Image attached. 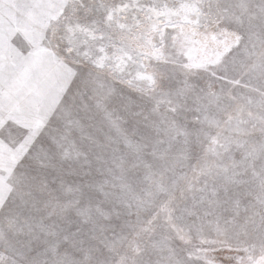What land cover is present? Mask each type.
Returning a JSON list of instances; mask_svg holds the SVG:
<instances>
[{
    "label": "snow or ice",
    "instance_id": "obj_1",
    "mask_svg": "<svg viewBox=\"0 0 264 264\" xmlns=\"http://www.w3.org/2000/svg\"><path fill=\"white\" fill-rule=\"evenodd\" d=\"M0 264H264V0H0Z\"/></svg>",
    "mask_w": 264,
    "mask_h": 264
}]
</instances>
